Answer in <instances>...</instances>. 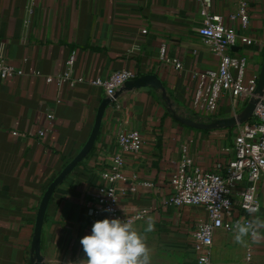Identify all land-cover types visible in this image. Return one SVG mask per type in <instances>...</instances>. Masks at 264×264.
Returning a JSON list of instances; mask_svg holds the SVG:
<instances>
[{
    "label": "crops",
    "instance_id": "crops-1",
    "mask_svg": "<svg viewBox=\"0 0 264 264\" xmlns=\"http://www.w3.org/2000/svg\"><path fill=\"white\" fill-rule=\"evenodd\" d=\"M248 2L251 29L246 35L253 44L237 52L248 56L252 74L264 60V0ZM236 11L237 0H215V12L225 18ZM202 24L195 0H0V58L25 72L0 80V264H32L43 196L86 145L106 98L92 81L121 70L137 77L154 74L173 101L194 114L193 75L218 66L198 34ZM162 48L169 59L182 62L183 71L162 61ZM73 52V77L83 82L60 87L49 81L66 71ZM231 108L224 99L218 115ZM41 130L45 136L38 135ZM133 130L142 134L143 150L126 156L128 181L117 184L121 209L124 214L150 209L145 221L130 225L149 249L150 264H196L193 233L208 215L203 208L168 206L172 176L185 149L204 171L227 167L235 157L238 130L186 127L149 88L125 92L107 109L93 152L55 192L42 235L45 264L86 260L80 241L95 222L85 203L120 154L119 135ZM259 196L256 237L249 231L242 243L236 241L235 225L243 215L235 208L225 216L231 230L215 232L213 264H264V177Z\"/></svg>",
    "mask_w": 264,
    "mask_h": 264
},
{
    "label": "built area",
    "instance_id": "built-area-1",
    "mask_svg": "<svg viewBox=\"0 0 264 264\" xmlns=\"http://www.w3.org/2000/svg\"><path fill=\"white\" fill-rule=\"evenodd\" d=\"M195 1L201 5L203 17L198 34L218 58V66L193 75L197 80L193 113L205 118L216 117L221 102L228 99L232 111L237 114L255 94L260 76V71L249 74L248 56L237 52L240 47L245 50L253 44L246 35L251 29L249 2L237 0V11L225 18L215 12V0ZM146 33L147 31H143V34ZM161 59L166 64L174 65L178 71H183L182 62L169 59L165 48L161 50ZM76 60L77 53L73 52L67 60L66 71L55 78L49 77L48 80H56L60 87L67 83L83 82L82 79L73 77ZM24 74L22 69L0 58V80H11ZM136 78L132 71L121 70L113 72L106 79H96L91 84L102 88L107 98L114 99L128 81ZM45 134V130L38 132L39 136ZM143 143V136L137 130L119 135L120 154L112 160L110 171L102 174L104 183L85 203L88 215L94 222L106 218L127 220L130 225H134L145 221L150 215L151 211L147 208L124 214L117 186L119 182L128 181L124 173L126 156L139 155L143 150ZM233 151L235 157L227 167L219 171H204L188 156L185 149L181 163L172 176V193L167 201L168 206L203 208L208 215V220L200 223L193 233L196 264H213L215 232L223 228L231 230V225L225 223V216L235 208L243 215V220L237 223L252 225L250 236L254 238L257 235L254 216L261 209L259 186L264 177V97L251 121L238 128ZM247 261H251L250 256Z\"/></svg>",
    "mask_w": 264,
    "mask_h": 264
},
{
    "label": "water",
    "instance_id": "water-1",
    "mask_svg": "<svg viewBox=\"0 0 264 264\" xmlns=\"http://www.w3.org/2000/svg\"><path fill=\"white\" fill-rule=\"evenodd\" d=\"M149 88L161 95L162 101L165 103L167 111L171 116L180 124L204 132L220 131L227 129H237L241 126L248 124L253 118L258 105L264 97V60L260 70L258 87L255 94L247 101L246 106L237 114L231 117H211L205 118L199 115L190 114L188 111L183 110L170 96L164 82L154 74L143 75L134 80L128 81L124 87L117 92L114 99L105 98L96 115L95 124L89 140L87 141L81 152L69 163L57 178L47 188L39 211L37 215L34 237L31 249V263L32 264H45V259L42 255V235L46 215L50 202L57 191V189L64 184L68 177L91 155L97 140L100 136L103 119L107 109L125 92H133Z\"/></svg>",
    "mask_w": 264,
    "mask_h": 264
},
{
    "label": "clouds",
    "instance_id": "clouds-1",
    "mask_svg": "<svg viewBox=\"0 0 264 264\" xmlns=\"http://www.w3.org/2000/svg\"><path fill=\"white\" fill-rule=\"evenodd\" d=\"M252 225L237 223L235 239L242 243ZM86 254L82 264H150L149 249L130 223L103 219L94 223L91 234L80 241Z\"/></svg>",
    "mask_w": 264,
    "mask_h": 264
},
{
    "label": "rangeland",
    "instance_id": "rangeland-1",
    "mask_svg": "<svg viewBox=\"0 0 264 264\" xmlns=\"http://www.w3.org/2000/svg\"><path fill=\"white\" fill-rule=\"evenodd\" d=\"M262 67V66H261ZM235 113L231 110V109H228L227 110V113H224V116L223 117H231L233 116ZM216 117H222L221 115H217ZM238 130V128L236 129Z\"/></svg>",
    "mask_w": 264,
    "mask_h": 264
}]
</instances>
